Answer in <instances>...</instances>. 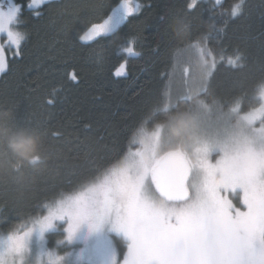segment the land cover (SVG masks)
<instances>
[{
	"label": "trees",
	"instance_id": "1",
	"mask_svg": "<svg viewBox=\"0 0 264 264\" xmlns=\"http://www.w3.org/2000/svg\"><path fill=\"white\" fill-rule=\"evenodd\" d=\"M135 1L152 7L122 21L114 33L97 42L111 47L110 61L103 64L89 57L87 47L91 45L76 43L75 33L81 25L75 21L90 7L108 0H51L50 10L42 18L33 19L28 11L20 18L18 27L27 33L23 58L0 74V235L23 227L42 214L44 204L76 192L117 165L141 128L144 132L168 128L172 118L194 115L198 100L214 113L230 111L238 102L239 113L259 106L258 92L264 84V0H245L243 15L229 21L224 33L219 31L223 19L210 17V10H216L215 0H198L192 20L181 16L171 21L170 27L187 31L189 38L197 30L201 44L207 35L217 55L221 47L231 55L239 50L242 66L220 65L206 92L187 99L179 95L167 110L165 102L156 99L169 86L162 73L171 72L183 52L173 48L171 32L165 33L156 18L170 17L184 7L185 0ZM103 14L107 16L109 9ZM118 35L136 36L134 47L140 53L127 57L128 75L119 79L112 75L113 66L125 55L115 48L120 43ZM95 51L104 55L102 47ZM73 69L80 78L76 84L67 76ZM172 88H176L173 95L183 91L178 81ZM48 99L54 103L47 104ZM16 137L35 139L39 156L35 163L8 146ZM217 155L212 153L213 158ZM192 180H198L194 168ZM215 181L222 184L219 174ZM227 195L243 210L239 189ZM125 242L116 239L120 258L127 251ZM46 245L58 255L73 247L63 241L62 225L47 234ZM114 252L115 247L112 256Z\"/></svg>",
	"mask_w": 264,
	"mask_h": 264
},
{
	"label": "snow or ice",
	"instance_id": "2",
	"mask_svg": "<svg viewBox=\"0 0 264 264\" xmlns=\"http://www.w3.org/2000/svg\"><path fill=\"white\" fill-rule=\"evenodd\" d=\"M215 6L216 10H210V17L223 19L221 33L229 21L243 15L239 3L232 0H215ZM50 7L51 0H0V74H6L11 63L23 58L22 42L27 39V33L19 29L18 23L24 12L28 11L33 19H40ZM145 7L152 5L143 6L133 0H108L99 7H90L86 15L76 18L75 24L81 25L75 33L76 43L91 45L87 52L94 62H109L111 47L97 42L114 33V21L119 23L141 15ZM198 7V0H185L184 7L176 9L170 17L159 15L156 20L169 34L173 19L183 16L192 20L191 14ZM104 9H109L107 16L103 14ZM196 31L190 33L188 44L175 41L170 35L169 38L175 50L186 53L191 47L199 54L203 67L201 83L195 88V95L199 96L207 91L220 65L235 69L242 64L238 63L241 61L239 50L231 55L221 47L217 55L208 36L203 37L201 44ZM119 37L120 43L115 48L125 55L112 68V75L117 79L128 75L127 57L140 55L134 47L136 36ZM98 47L103 48L102 57L95 51ZM177 68L178 86L193 93L189 87L191 68L184 56L173 64L171 72L162 73L169 86L156 99L165 102L166 110L170 109L177 88L171 87V82L177 78ZM67 76L72 83H79L75 69ZM259 98L264 101V89ZM197 102L208 108L203 100ZM46 103L51 105L54 101L48 99ZM240 108L238 102L230 110L239 112ZM242 119L255 137L236 140L237 147L234 150L225 148L215 163L210 162L209 147L204 144L197 149L195 166L181 153L157 159L154 148L159 130L152 141L143 142L142 148L135 147L138 141L134 134L124 151L122 163L110 167L100 183L87 193L58 200L54 206L44 204L42 214L36 216L30 226L12 228L6 237H0V264H11L13 258H23L32 234L36 232L42 238L47 230L56 227L57 221L67 220L63 241L73 244L82 225L95 231L109 219V231L121 234L127 241L123 260H117L113 254L111 264H264V102L244 113ZM257 122L260 127H255ZM139 134L143 135L142 128ZM145 155L149 157L147 160L140 158ZM194 167L198 169L196 181L192 180ZM217 174L222 184L216 183ZM236 189L243 193L240 199L243 210L227 195ZM82 255L81 252L77 258ZM47 256L49 264H59L62 259L53 253Z\"/></svg>",
	"mask_w": 264,
	"mask_h": 264
},
{
	"label": "rangeland",
	"instance_id": "3",
	"mask_svg": "<svg viewBox=\"0 0 264 264\" xmlns=\"http://www.w3.org/2000/svg\"><path fill=\"white\" fill-rule=\"evenodd\" d=\"M133 3L137 2L133 0ZM113 23L116 25V28L121 22L116 23L114 21ZM184 56H186L188 66L191 68L192 75L189 80V87L193 88V93L189 94L183 88L182 93L177 91V93L173 95L172 103L175 102L174 99L179 95L182 97L185 95L189 97L195 95V88L199 87L203 76V67L201 65L199 54L196 50L189 47L186 49V53L181 54V56L177 58L176 62L181 61ZM205 57L207 58L206 54ZM176 72L177 78L171 82V87L174 85L175 81H178L179 68L176 69ZM261 89H264V84L260 87L258 92L259 105L264 102L259 98ZM192 111L195 112L194 115L183 114L180 115V118L178 117L177 120L172 118L168 128L157 127L154 130L149 131L147 129V131H143V135L138 133V143L135 147L142 148L143 142L152 141L154 139V133L159 130L158 142L155 144L154 148L155 157L159 159L165 152L174 148L180 151L184 150L182 152L186 157H188L187 159L189 162L195 166L197 163V149L204 144H207L209 147L208 158L210 162L215 163L222 157L225 148L234 150L237 147L235 144L236 140H242L244 136L255 137L252 129L249 128L246 122L242 119L244 113L232 112L231 110L223 113H214L212 112L213 109L210 110L209 107L206 109L200 104H196ZM180 120L185 121L186 127L179 129L177 132L176 130L178 129V122ZM257 124L258 125L255 127H260V122H257ZM215 152H218V155L213 158L212 153ZM140 158L147 160L149 157L145 155ZM122 161L123 158L117 165H120ZM194 170L196 171V176L198 177V169L194 167ZM106 172H104V174H102L94 182L84 186L74 193H71L70 195L60 198L59 200H64L70 197L75 198L80 193H87L93 185L100 183ZM55 203L56 201L50 203V205L54 206ZM33 219L25 223L23 226H30ZM66 224L67 220L57 221L56 227L47 230L43 234L42 238L38 235V233L34 232L28 242L27 253L24 254L23 258H13L11 264H49V257L47 256V253H53L54 255L62 257L59 264H111L113 247H115L114 254L117 260H123V256L120 258L118 255L116 249V239L124 242L125 238L121 234L109 231L110 219L109 222L104 223L99 230L95 231H89L86 226L82 225L78 229L75 242L73 244H68L66 242L67 245H72L73 247L71 249L69 248L63 255H58L57 253L49 251L46 245L47 234L54 231L60 225H62L63 229ZM7 234H2L0 237H6ZM126 243L127 241L125 242V246ZM81 252L83 255L78 259L77 257Z\"/></svg>",
	"mask_w": 264,
	"mask_h": 264
},
{
	"label": "clouds",
	"instance_id": "4",
	"mask_svg": "<svg viewBox=\"0 0 264 264\" xmlns=\"http://www.w3.org/2000/svg\"><path fill=\"white\" fill-rule=\"evenodd\" d=\"M239 3L241 10L243 11V5L245 0H236ZM169 31L171 32V38L175 41H179L181 43H185V41L189 42V34L185 30L177 29L176 27H170ZM186 127L185 121L180 120L178 122V129H183ZM8 146L12 149L20 157L29 161V163H35L39 156L35 154L36 152V141L32 137H16L12 138L8 142Z\"/></svg>",
	"mask_w": 264,
	"mask_h": 264
},
{
	"label": "water",
	"instance_id": "5",
	"mask_svg": "<svg viewBox=\"0 0 264 264\" xmlns=\"http://www.w3.org/2000/svg\"><path fill=\"white\" fill-rule=\"evenodd\" d=\"M173 153H181L183 154V156L186 158V156L184 155V153L180 150H170V151H167L165 152L159 159L163 158V157H166L167 155L169 154H173ZM187 159V158H186ZM188 160V159H187Z\"/></svg>",
	"mask_w": 264,
	"mask_h": 264
}]
</instances>
